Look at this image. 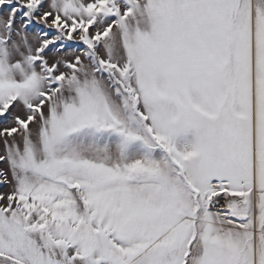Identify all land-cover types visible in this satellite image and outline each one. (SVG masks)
<instances>
[{"label":"snow or ice","instance_id":"6c2138e0","mask_svg":"<svg viewBox=\"0 0 264 264\" xmlns=\"http://www.w3.org/2000/svg\"><path fill=\"white\" fill-rule=\"evenodd\" d=\"M0 264H264V0H0Z\"/></svg>","mask_w":264,"mask_h":264}]
</instances>
